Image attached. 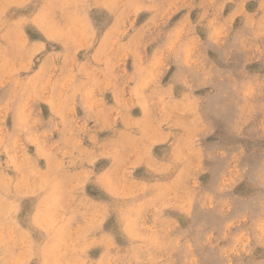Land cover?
<instances>
[{
    "label": "rangeland",
    "instance_id": "1",
    "mask_svg": "<svg viewBox=\"0 0 264 264\" xmlns=\"http://www.w3.org/2000/svg\"><path fill=\"white\" fill-rule=\"evenodd\" d=\"M256 0H0V264H262Z\"/></svg>",
    "mask_w": 264,
    "mask_h": 264
},
{
    "label": "clouds",
    "instance_id": "2",
    "mask_svg": "<svg viewBox=\"0 0 264 264\" xmlns=\"http://www.w3.org/2000/svg\"><path fill=\"white\" fill-rule=\"evenodd\" d=\"M245 2H248V0H245ZM256 3L259 5L258 8V12L262 18V30H264V0H256ZM257 71H259L262 75H264V66H261L260 69H258ZM262 264H264V262H262Z\"/></svg>",
    "mask_w": 264,
    "mask_h": 264
}]
</instances>
